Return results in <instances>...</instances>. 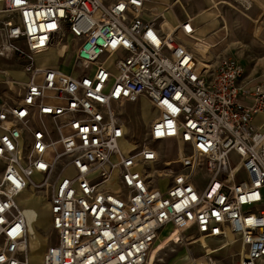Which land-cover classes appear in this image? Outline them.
Returning a JSON list of instances; mask_svg holds the SVG:
<instances>
[{"label":"built area","instance_id":"obj_1","mask_svg":"<svg viewBox=\"0 0 264 264\" xmlns=\"http://www.w3.org/2000/svg\"><path fill=\"white\" fill-rule=\"evenodd\" d=\"M176 2L0 0V61L25 75L0 104V264H31L27 188L48 191L41 264H146L162 238L264 264V78L216 56L193 15L167 23ZM52 48L69 71L36 61ZM141 97L155 116L137 143L122 110Z\"/></svg>","mask_w":264,"mask_h":264},{"label":"rangeland","instance_id":"obj_2","mask_svg":"<svg viewBox=\"0 0 264 264\" xmlns=\"http://www.w3.org/2000/svg\"><path fill=\"white\" fill-rule=\"evenodd\" d=\"M162 1L170 2L171 0ZM181 4L182 5L178 2L174 3L173 12L168 11L164 14V19L167 23H175L177 17L184 16L186 13L193 15L199 26V32L207 34V36L209 35L213 38L214 42L217 43L214 48L216 56L231 55L244 65L248 73H254L256 71L255 73L258 75L264 76V36L261 32H258L255 37L253 30H249L251 24L259 26L261 20L256 22L255 20H258L259 17L253 16L251 10L237 12L225 4L222 7L219 6V11L226 22L227 18L225 14H230V18L228 17L229 25L227 23V33L226 30L221 29L223 21L220 17L214 19L198 16L201 9L209 4V0H181ZM158 8L161 7L158 6ZM215 11L217 14V10L213 8L212 12L215 13ZM262 12L263 11L259 13ZM212 33L214 34L210 35ZM208 42L211 43L210 41ZM204 53L205 52H203V54ZM36 61L47 66L59 63L58 49L52 48L44 53L38 54L36 56ZM7 64L9 68L3 67V70H0V75H10L17 79L24 78V76L15 69L16 64L14 62ZM69 68L70 66H63L65 71H69ZM122 112L125 122L127 123L129 138L137 143L142 142L144 132L155 116V112H153L151 106L143 97L136 100V102L128 103L124 106ZM130 146L131 145L127 142L122 143V148L126 149ZM18 201L20 206L33 207L37 212L32 222L36 233H33L30 239L32 245L30 248V261L31 264H41L42 253L46 245L55 241V233L50 227V215L47 202L48 191L46 189L38 190L27 188L20 194ZM169 230L170 227H167V229L162 232L160 238L166 235ZM173 237L175 238L176 236L174 235ZM162 239L157 240L155 245L161 242ZM167 239L168 238H166V240ZM163 242L155 256L152 257L150 255L146 264H187V261L193 256H196L197 261L202 264L208 258H211L215 264H230L233 260V251L230 250L232 249L231 247L204 255L202 249H200V242L198 241L196 244L188 246L189 249H186V246L182 243H174L171 241ZM202 243L206 247L208 246L203 240ZM207 243L211 246L216 244L214 240L209 239Z\"/></svg>","mask_w":264,"mask_h":264},{"label":"crops","instance_id":"obj_3","mask_svg":"<svg viewBox=\"0 0 264 264\" xmlns=\"http://www.w3.org/2000/svg\"><path fill=\"white\" fill-rule=\"evenodd\" d=\"M219 6H224V5H218V6H215V7H213L214 9H216L217 10V12L219 11ZM264 0H254V2H253V4H252V6H251V8L249 9V11L251 10V14L253 15V16H256V17H259L258 18V20H255L256 22H258L259 20H261V23H260V25L259 26H257V25H250V28H249V30L251 29V30H253V34H254V36L256 37V33L254 32V28H255V26H257L258 27V32H261V34L264 36ZM261 11H263L262 13H259V12H261ZM238 12V11H237ZM230 16V14H225V17L227 18V23H228V17ZM246 16V15H245ZM248 17V16H247ZM262 17V18H261ZM230 18V17H229ZM222 20V19H221ZM176 22V21H175ZM194 22H195V24L197 25V22H196V20L194 19ZM222 25L224 26V21H223V23H222ZM228 25H229V23H228ZM223 26H221V29H224L223 28ZM197 27H198V34L199 35H201V36H206V37H208V39L209 40H211L213 43H215V46L217 45V43L216 42H214V40H213V38L212 37H210L209 35L207 36V34H203V33H200L199 32V26L197 25ZM253 29H252V28ZM220 29V30H221ZM224 30H226L227 31V33H228V30L227 29H224ZM258 32H257V34H258ZM215 33V32H214ZM214 33H212V34H210V35H213ZM217 33V32H216ZM264 41V40H263ZM231 56V55H230ZM239 61V60H238ZM240 62V61H239ZM7 63H12V62H6V61H3V60H1L0 61V64L3 66V67H7V68H9V66H8V64ZM241 63V62H240ZM242 64V63H241ZM7 65V66H6ZM50 66H60V67H63V66H61L59 63H55V64H53V65H50ZM242 66L244 67V65L242 64ZM16 70H18L23 76H24V78L23 79H25V75L23 74V72L20 70V68H19V65H17L16 64V68H15ZM244 70H245V75H248L249 77H251V78H257V77H259L260 76V78H264V76L263 75H258L257 73H248L247 71H246V69H245V67H244ZM8 76H10V75H8ZM6 77H7V75L6 76H3V75H0V104L1 103H3V102H16V101H13V100H17V99H19V97L22 95V91H23V89L21 88V87H16V88H14V90L12 91V90H10L9 89V86L4 82V80L6 79ZM23 79H20V80H23ZM11 100V101H10ZM263 117H262V115H258V116H256V118H255V120H254V123L255 124H259L260 123V121H261V119H262Z\"/></svg>","mask_w":264,"mask_h":264},{"label":"bare ground","instance_id":"obj_4","mask_svg":"<svg viewBox=\"0 0 264 264\" xmlns=\"http://www.w3.org/2000/svg\"><path fill=\"white\" fill-rule=\"evenodd\" d=\"M213 7H215V2H214V0H209V4L208 5H206L204 8H202L201 9V11H200V13H199V15L198 16H203V17H208V18H214V19H216L217 17H220L221 19H222V21H224V26H223V28L224 29H227L228 30V25H227V22L225 21V19H224V17H223V15L221 14V12L220 11H218V13L216 14V11H215V13L214 12H212V10H213ZM264 7V6H263ZM175 12V11H174ZM177 19V18H176ZM218 20V19H217ZM170 26V25H169ZM258 27L257 26H255V28H254V32L257 34V32H258ZM204 63H201L200 65L202 66ZM205 66V65H204ZM18 203H19V201H18ZM20 206V205H19ZM20 209H21V212H22V214L24 215V217H25V220H26V223H27V225H28V243H29V247L31 248V242H30V239H31V237H32V234L33 233H36V231H35V229H34V227H33V224H32V222H33V219L35 218V216H36V214H37V212H36V210L33 208V207H30V206H20ZM175 234H172L170 237H173ZM176 236V235H175ZM165 240V241H164ZM168 242L169 241V238L166 240V238H163L162 240H161V242H158L155 246H153L152 248H151V250H150V252H149V256L148 257H150V255L153 257V256H155V254L157 253V251H158V249L162 246V242ZM163 242V243H164ZM206 249H207V252H210V248H209V246H207L206 247ZM187 252V251H186Z\"/></svg>","mask_w":264,"mask_h":264}]
</instances>
